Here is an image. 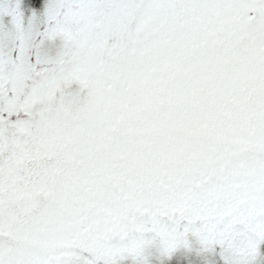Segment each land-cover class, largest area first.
Instances as JSON below:
<instances>
[{
	"label": "snow or ice",
	"instance_id": "obj_1",
	"mask_svg": "<svg viewBox=\"0 0 264 264\" xmlns=\"http://www.w3.org/2000/svg\"><path fill=\"white\" fill-rule=\"evenodd\" d=\"M0 264H264V0H0Z\"/></svg>",
	"mask_w": 264,
	"mask_h": 264
}]
</instances>
